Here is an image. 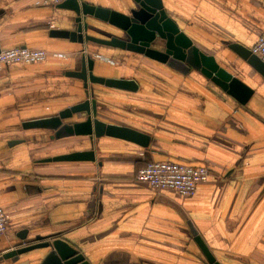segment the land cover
Returning a JSON list of instances; mask_svg holds the SVG:
<instances>
[{"label": "crops", "instance_id": "1", "mask_svg": "<svg viewBox=\"0 0 264 264\" xmlns=\"http://www.w3.org/2000/svg\"><path fill=\"white\" fill-rule=\"evenodd\" d=\"M78 1L121 14L133 6ZM161 1L200 53L252 91L244 104L200 72L183 75L117 47L52 37L72 30L74 15L51 0H0V49L48 53L41 63L0 71V209L8 215L0 256L40 238L65 240L89 264H206L192 228L216 263L264 264V78L231 48L256 43L264 0ZM87 20L96 38L120 36ZM82 57L94 61L93 75L134 83L132 90L88 83V91L101 122L146 137V147L23 128L84 101L82 81L67 75ZM90 150L94 162H48ZM150 162L202 167L209 179L192 196L155 191L135 181ZM49 251L0 264H43Z\"/></svg>", "mask_w": 264, "mask_h": 264}, {"label": "water", "instance_id": "2", "mask_svg": "<svg viewBox=\"0 0 264 264\" xmlns=\"http://www.w3.org/2000/svg\"><path fill=\"white\" fill-rule=\"evenodd\" d=\"M133 6L127 14L111 12L96 8L78 0H67L58 4V8L73 13V27L70 31H54L52 37L67 39L72 43L85 45L94 43L109 47H117L130 53L141 55L149 60L163 64L175 72L186 75L191 70L200 72L212 83L217 85L227 95L244 104L252 91L242 85L237 79L219 68L212 57L203 55L184 35L177 25L167 16L161 0H132ZM87 19H94L116 29L120 36L109 35L102 40L91 35L96 28ZM238 55L264 78V63L249 50L232 46ZM95 63L90 57H82L78 68L67 75L83 83L85 99L83 102L59 112L56 116L41 119L23 125L24 129H47L54 131L55 139L64 137L88 136L96 139L102 136L133 140L146 147L147 138L127 128L107 125L101 122L97 115L96 100L90 96L88 83L106 87L126 88L132 90L133 82L116 81L93 75ZM82 116H85L84 120ZM79 121V122H78ZM14 144V143H12ZM53 162H94V151L73 153L50 159ZM194 242L202 253L206 264H218L213 256L191 228ZM24 234L19 238L23 241ZM36 239V244L15 248L0 256L2 260H17L19 255L37 250L49 249L43 264H89L78 250L62 239Z\"/></svg>", "mask_w": 264, "mask_h": 264}, {"label": "built area", "instance_id": "3", "mask_svg": "<svg viewBox=\"0 0 264 264\" xmlns=\"http://www.w3.org/2000/svg\"><path fill=\"white\" fill-rule=\"evenodd\" d=\"M53 4H61L67 0H51ZM250 53L264 63V31L259 35ZM48 53L39 49L13 48L0 49V71L10 64L41 63ZM209 172L202 167L185 166L173 162H150L141 168L135 177L138 183L149 185L153 190H171L180 196H192L197 187L207 183ZM8 215L0 209V237L6 232Z\"/></svg>", "mask_w": 264, "mask_h": 264}]
</instances>
